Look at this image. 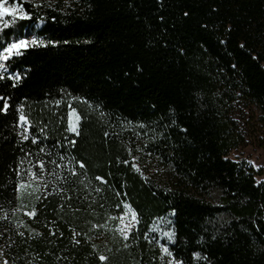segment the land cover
I'll list each match as a JSON object with an SVG mask.
<instances>
[{"label":"trees","instance_id":"16d2710c","mask_svg":"<svg viewBox=\"0 0 264 264\" xmlns=\"http://www.w3.org/2000/svg\"><path fill=\"white\" fill-rule=\"evenodd\" d=\"M33 2L48 17L40 34L70 43L14 58L10 71H31L15 88L6 75L0 94L24 104L33 131L47 125L50 145L71 136L59 118L71 101L83 117L71 151L86 169L63 184L71 200L50 194L19 228L10 168L21 147H35L20 144L14 115L0 113V251L9 263L101 264L105 255L103 264H166L160 245L167 244L181 264H264V181L256 183L253 168L232 157L254 131L247 113L264 130V0ZM24 7L35 20L32 2ZM121 199L141 219L129 249L109 225ZM172 208L175 243L162 234L149 243L143 233L157 235L156 217Z\"/></svg>","mask_w":264,"mask_h":264},{"label":"snow or ice","instance_id":"6c2138e0","mask_svg":"<svg viewBox=\"0 0 264 264\" xmlns=\"http://www.w3.org/2000/svg\"><path fill=\"white\" fill-rule=\"evenodd\" d=\"M27 2H32V7L37 10L34 13L24 7ZM43 5L33 2V0H0V82L5 80L12 81V88L17 87L24 79L27 78L28 73L31 71L27 68L23 73L19 70L10 71V62L15 59H19L25 55L30 54L29 50H38L41 48H57L61 44L68 45L69 40L66 39H52L50 36H44L40 34V30L43 25L46 24L48 17L40 13V9ZM185 16L188 13H184ZM51 19L55 20V17ZM163 17H161V20ZM23 21H32V23H21ZM204 27H207L206 25ZM11 30V31H6ZM230 31V29H229ZM79 43V42H78ZM87 43V41H85ZM225 43V41H221ZM243 48L244 46L241 45ZM236 67L235 64L232 65ZM75 99V98H73ZM12 100L11 96H5L0 94V113L4 115L12 114L15 119L12 125V130L16 134L21 145L25 142L30 141V144L35 147V151L32 149L25 150L21 147L23 155L20 156L14 167L10 168L11 173H14L15 180L11 181V193L13 200H22L24 195L34 196L36 201L46 200L50 194H60L62 199L71 200V196L67 195V190L63 187V184L70 183L69 177H79L83 175L80 170H85L86 165L84 161L77 160L72 153V149L77 144V139L81 135V120L83 117L73 106L72 102L69 101L67 105L66 114H62L59 118L61 121L66 119V132L70 133L71 136L65 135L62 140H56L55 143L49 144V136L45 129L47 125L39 128V131H33V125L24 113V104L20 103L12 105L9 101ZM27 100V97L24 98ZM87 103V101H82ZM61 100L55 102V107H60ZM91 108L92 106L89 105ZM105 113L101 112V116ZM128 123H133L129 121ZM139 128L146 127L142 122L138 124ZM186 131V130H185ZM146 133H137V136L145 135ZM111 134L107 131L104 132L105 138H108ZM138 151L140 149H137ZM129 155H131V149H129ZM151 155V153H148ZM135 157L132 158L131 168L134 172L140 173V168L135 163ZM117 162L121 161L117 158ZM125 165L129 164L128 160L122 161ZM249 164L254 167L257 171L260 170V165H256L249 161ZM66 173V175H65ZM141 177L143 174L141 173ZM11 179V178H9ZM101 184H107L108 181L103 177L97 176L95 178ZM146 179V178H144ZM83 183V181H81ZM259 187V185H257ZM6 187V185L4 186ZM123 187V185L121 186ZM51 189V192L49 191ZM95 192H101L100 187L94 189ZM117 196L127 197V192L116 193ZM12 203V201H9ZM103 207V204L100 205ZM20 207H24L21 204ZM63 207V205H60ZM118 215L111 216L113 220H119L120 224L115 229L119 233L122 239L123 248L129 249L132 247L131 241L139 239L140 230L139 225L141 223L140 215L138 210L127 201V199H121L116 205ZM19 211V209H16ZM79 210V209H77ZM24 215L29 219H33L37 216V208L35 205L31 210L25 211ZM176 209L172 208L171 211L164 216H158L156 219L160 221L159 227L151 228V232L157 233V235L149 237L148 233H143L144 239L149 243L156 241L159 243L158 235L162 234L163 237L167 238L169 243H175V219ZM7 218V217H5ZM51 223H55L52 221ZM171 226V227H168ZM93 227H100V225H93ZM23 236V233H19ZM37 236L40 233H36ZM49 235L55 236L56 232L50 227ZM63 233H61V236ZM80 233L72 231V242L75 245L80 244V240L77 238ZM215 237H213L214 239ZM160 248L162 253L169 259L166 264H181L174 255V252L170 250L167 244H161ZM59 259V257H58ZM65 259H67L65 257ZM101 264L107 261L109 258L105 255H99L98 257ZM4 264H8L5 260Z\"/></svg>","mask_w":264,"mask_h":264},{"label":"rangeland","instance_id":"374dc122","mask_svg":"<svg viewBox=\"0 0 264 264\" xmlns=\"http://www.w3.org/2000/svg\"><path fill=\"white\" fill-rule=\"evenodd\" d=\"M37 1V0H33ZM247 119L246 121L248 122V127H254V131L251 129L247 130V135H246V141H245V146L241 147L239 150L233 152L232 157L233 158H238L239 160L244 161L247 165L251 166L249 164V161L256 165H260V170L257 171L254 167L253 170L256 173L255 176V181L256 183H261L264 181V130L262 127L257 124L258 116L254 114L253 116L248 115L247 113ZM36 200L34 196H28L24 195L22 200H18V207L19 211L16 210L15 215L19 216V218L15 219V221L18 224V227L22 228L24 226V219L27 218V216L24 215L25 211L31 210L33 206L36 204ZM21 204L24 205V207H20ZM161 222H159L160 224ZM120 221L119 220H113L109 223V225L113 228V231L116 232V234L119 236V233L115 231V229L119 226ZM157 224V225H159ZM162 251V250H161ZM162 256L165 259H169L166 255L162 253ZM7 260V257L5 256L4 252L0 251V264H4V261ZM8 264L9 261H8Z\"/></svg>","mask_w":264,"mask_h":264}]
</instances>
